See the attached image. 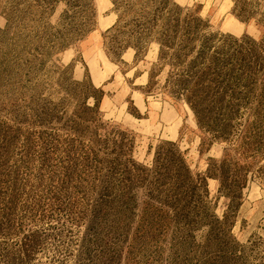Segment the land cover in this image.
I'll return each instance as SVG.
<instances>
[{
    "label": "rangeland",
    "instance_id": "obj_1",
    "mask_svg": "<svg viewBox=\"0 0 264 264\" xmlns=\"http://www.w3.org/2000/svg\"><path fill=\"white\" fill-rule=\"evenodd\" d=\"M227 39L263 52L264 0H0V264H264L259 104H191Z\"/></svg>",
    "mask_w": 264,
    "mask_h": 264
},
{
    "label": "trees",
    "instance_id": "obj_2",
    "mask_svg": "<svg viewBox=\"0 0 264 264\" xmlns=\"http://www.w3.org/2000/svg\"><path fill=\"white\" fill-rule=\"evenodd\" d=\"M159 2V8L161 12H164L167 2ZM141 25V29H147L151 24L147 22L145 25L137 22ZM176 24V22H175ZM170 25L167 23L165 27L164 34L162 35V49H161V59L168 54L166 50H171L172 46L176 43L175 40L180 34L184 38L187 35L194 34L189 28H182L176 25ZM179 36V37H181ZM175 37V38H174ZM246 45L245 54L243 55L242 44ZM258 45L252 42H244L240 40H230L224 42V44L215 51L214 55L211 56L205 51L199 55L198 61L193 63V68L199 73L193 74L197 81L195 85H199V81L202 82L200 85L202 91L205 93L193 98L194 103H204L208 106H214L215 116H222L223 120L226 122H236L234 120L243 119L246 115L245 108L251 110L253 106L257 103L259 104L260 111L256 114L260 117L264 115L260 114L262 110L264 111V55L259 57L258 54H264L263 52H258ZM185 50V46H183ZM261 47V45H259ZM243 55V56H242ZM240 58L243 62V68H238L237 59ZM162 61V60H161ZM192 95H196L195 91L191 92ZM259 102V103H258ZM256 104V105H257ZM251 106V107H250ZM256 111V110H255ZM225 134H228L227 131ZM162 168L169 169L173 168L169 165L162 167V164L158 165V169ZM184 172V171H183ZM181 173L177 174L179 176H174L168 181V189L173 194V198L185 197L187 193L194 192V185L190 183L193 178L188 174V179L184 178L187 175ZM185 173V172H184ZM143 173L140 175L142 176ZM160 175V174H159ZM160 178H155V185L152 187L154 192L150 193L149 199L157 201L159 196L165 197L161 194V188H159ZM223 190L228 192L226 183H224ZM128 198L126 199V201Z\"/></svg>",
    "mask_w": 264,
    "mask_h": 264
},
{
    "label": "bare ground",
    "instance_id": "obj_3",
    "mask_svg": "<svg viewBox=\"0 0 264 264\" xmlns=\"http://www.w3.org/2000/svg\"><path fill=\"white\" fill-rule=\"evenodd\" d=\"M226 30L235 33H241L242 28L233 18L229 17L226 20Z\"/></svg>",
    "mask_w": 264,
    "mask_h": 264
},
{
    "label": "crops",
    "instance_id": "obj_4",
    "mask_svg": "<svg viewBox=\"0 0 264 264\" xmlns=\"http://www.w3.org/2000/svg\"><path fill=\"white\" fill-rule=\"evenodd\" d=\"M112 25H113V22H112ZM112 25H111V26H112ZM174 132H175V131H174ZM174 132H173V133H174ZM173 133H172V134H173Z\"/></svg>",
    "mask_w": 264,
    "mask_h": 264
}]
</instances>
